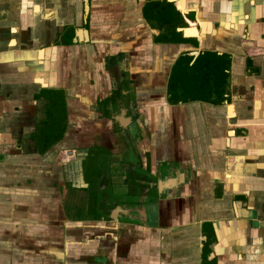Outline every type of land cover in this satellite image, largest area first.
<instances>
[{
	"label": "crops",
	"instance_id": "crops-1",
	"mask_svg": "<svg viewBox=\"0 0 264 264\" xmlns=\"http://www.w3.org/2000/svg\"><path fill=\"white\" fill-rule=\"evenodd\" d=\"M0 264H264V0H0Z\"/></svg>",
	"mask_w": 264,
	"mask_h": 264
},
{
	"label": "trees",
	"instance_id": "trees-1",
	"mask_svg": "<svg viewBox=\"0 0 264 264\" xmlns=\"http://www.w3.org/2000/svg\"><path fill=\"white\" fill-rule=\"evenodd\" d=\"M184 34L187 37L195 36L187 34L185 31ZM185 41L181 37L177 39L179 43H184ZM159 42H168V40L162 37ZM34 98L37 101L41 100L42 106L39 109L41 112L40 118L37 119L35 131L30 138L34 142L35 152L39 155H44L64 137L67 128L65 94L61 90L42 89Z\"/></svg>",
	"mask_w": 264,
	"mask_h": 264
},
{
	"label": "flooded vegetation",
	"instance_id": "flooded-vegetation-1",
	"mask_svg": "<svg viewBox=\"0 0 264 264\" xmlns=\"http://www.w3.org/2000/svg\"><path fill=\"white\" fill-rule=\"evenodd\" d=\"M39 115H41V112H40V110H39ZM40 118V116L37 118V119H39ZM36 122H37V120H36ZM35 128H36V124H35Z\"/></svg>",
	"mask_w": 264,
	"mask_h": 264
}]
</instances>
